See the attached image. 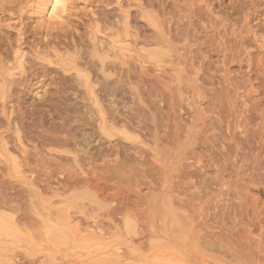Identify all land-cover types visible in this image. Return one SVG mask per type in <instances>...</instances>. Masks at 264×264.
Listing matches in <instances>:
<instances>
[{
	"label": "rangeland",
	"instance_id": "374dc122",
	"mask_svg": "<svg viewBox=\"0 0 264 264\" xmlns=\"http://www.w3.org/2000/svg\"><path fill=\"white\" fill-rule=\"evenodd\" d=\"M63 2L0 0V264H264V0Z\"/></svg>",
	"mask_w": 264,
	"mask_h": 264
},
{
	"label": "bare ground",
	"instance_id": "6f19581e",
	"mask_svg": "<svg viewBox=\"0 0 264 264\" xmlns=\"http://www.w3.org/2000/svg\"><path fill=\"white\" fill-rule=\"evenodd\" d=\"M67 2V1H66ZM44 4V3H43ZM47 4V3H46ZM63 5H64V2H63V0H51V7H52V10H51V14H50V17H51V19H57V18H60V16H59V11H60V8H62L63 7ZM64 9V8H63ZM67 11H65V13H66ZM64 13V14H65ZM50 20V19H49ZM62 20V19H61ZM48 33V32H47ZM65 33V32H64ZM68 33V32H67ZM151 33V32H150ZM58 34V33H57ZM59 35V34H58ZM62 37H63V35H62ZM3 39V38H2ZM42 48V47H41ZM80 52V51H79ZM87 53V52H86ZM130 64V63H129ZM107 65V64H106ZM29 75V74H28ZM165 80V79H164ZM17 81V80H16ZM69 81V80H68ZM3 82V81H2ZM42 83V82H41ZM46 84V83H45ZM95 84V83H94ZM47 86V85H46ZM47 91V90H46ZM11 93H12V91H11ZM218 94H220V93H218ZM111 96V95H110ZM15 101V100H14ZM49 101V100H48ZM111 101H112V99H111ZM188 101V100H187ZM23 103V102H22ZM59 103V102H58ZM96 103V102H95ZM94 103V104H95ZM104 107V106H103ZM5 111V110H4ZM70 111V110H69ZM51 119V118H50ZM98 121V120H97ZM61 123V122H60ZM52 124V123H51ZM136 125V124H135ZM109 127V126H108ZM10 131V130H9ZM104 131V130H103ZM12 132V131H11ZM59 133V132H58ZM192 140H194V139H192ZM157 141H158V139H157ZM222 146H223V144H222ZM84 150V149H83ZM165 150V149H164ZM126 155V154H125ZM126 157V156H125ZM182 168V167H181ZM56 209V208H55ZM86 239V238H85ZM214 244H217V243H214ZM217 246H218V244H217ZM228 255H226V257H227ZM233 256V255H232ZM229 257V256H228ZM231 257V256H230ZM236 258H237V256H236ZM232 261V260H231Z\"/></svg>",
	"mask_w": 264,
	"mask_h": 264
}]
</instances>
